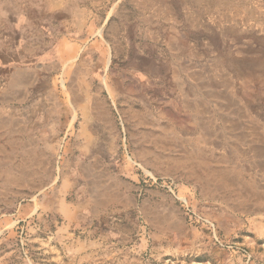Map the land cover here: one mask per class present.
Listing matches in <instances>:
<instances>
[{
    "label": "rangeland",
    "instance_id": "1",
    "mask_svg": "<svg viewBox=\"0 0 264 264\" xmlns=\"http://www.w3.org/2000/svg\"><path fill=\"white\" fill-rule=\"evenodd\" d=\"M202 83L264 134V0H0V107L20 114L0 127V264H264V210L242 192L264 203V167ZM27 143L40 161L9 182Z\"/></svg>",
    "mask_w": 264,
    "mask_h": 264
},
{
    "label": "bare ground",
    "instance_id": "2",
    "mask_svg": "<svg viewBox=\"0 0 264 264\" xmlns=\"http://www.w3.org/2000/svg\"><path fill=\"white\" fill-rule=\"evenodd\" d=\"M25 82H27V80L25 79L23 74L22 75L20 73L16 74L13 77V81L11 82V84L8 87L9 93H15L17 91V88L21 87L23 85V83H25ZM206 87H207V84L206 83L203 84V89H204L203 92L210 93V95L207 99H209V102L211 104H214L216 102L215 112H218L224 118V121L226 122L225 125H227V128L233 132V134H234L233 136L239 135L240 138L238 139V142H240V143L245 142L247 144H250V146L247 150L239 148L238 151L241 153H245L247 155L249 153L251 158L255 159L256 161L258 160L260 162V164L262 165V167H264V134H262L261 132L258 133L254 129L253 125H249V124L248 125L244 124V126L241 125L240 122L243 120L242 118H244V116L247 115V113L244 109H240L239 107L235 106V108H234V105H233V102L231 100L230 95L222 96V95L217 94L214 91L207 90ZM71 91L73 93L74 105H76L79 101H82V100L85 101V99L83 97L84 92L76 89V87H74V84L71 85ZM86 99H87L86 100V106L83 108L84 113L87 115L89 114L92 119H100L104 115V111H103L102 107L100 106V104L99 103L97 104L96 101L92 97L91 98L88 97ZM208 106L207 105L206 106L205 105L204 106H198V105L192 104V105H190V108L194 109V111L199 112L202 115V118L205 116L204 118L206 119L208 117L207 116L208 113L210 112V109ZM232 115H234V116H232ZM16 117H20V114H18L17 111H13V110H10V109L4 108V107H0V127L5 126L4 120L6 118H16ZM25 121L26 120L24 118H22L21 123H25ZM246 121H248V120H246ZM18 126H19L18 131H20V129H21L20 124H18ZM209 127H210V123H205V129L210 130ZM18 143H19V141H18ZM31 145L32 144H29V143H27L25 145V147L28 148L25 150V152H26L25 154L27 156H29V159L25 160V155H23V158H22L23 164L17 166V168L15 169V172L17 174L8 175L7 181L22 183V182H26L27 178L33 176L32 169L34 168L36 163H38L40 160L33 155L34 154V148H32ZM181 152L184 154L181 157V161L187 164V165H185L186 168L189 171H191V174L196 173V175H199L200 169L201 170L203 169L201 167V164L204 161H206V159H209V158H206L205 156H203L204 153H202V151L200 153L199 151L188 152L187 150H181ZM211 161L214 162V159H212ZM218 162H219V160H218ZM204 169L206 172V170H207L206 167H204ZM210 170L211 171L207 172L210 177L226 179V180H228V183L240 186L239 181H237L236 178L233 179L235 177V175L233 173H231V171H227L224 173V171H220V169H216L214 166ZM200 178H202V177H200ZM102 179L104 180L103 176L95 175L92 178L91 182L93 183V185L95 184V187H97L98 183H102ZM215 184H217V183H215ZM211 186H212V184H211ZM242 192L244 195L243 196L244 199L251 202L252 208L259 207L260 209L264 210V203L261 204V200L259 198H253V195L250 191H242ZM97 195L99 196L98 201H100L102 203H106L109 201L110 202H113V201L116 202V201H119L121 199V196L119 193L109 194V192H107V190H103L100 192L98 191ZM164 212L165 211L163 208H158V210L152 212L151 215H154L155 217L160 218L162 220L165 219L167 217V215L168 216L171 215V212H169V211H167L165 213V215H164Z\"/></svg>",
    "mask_w": 264,
    "mask_h": 264
}]
</instances>
